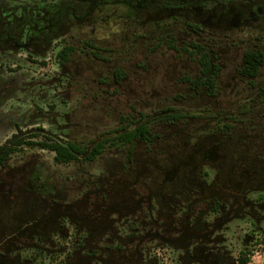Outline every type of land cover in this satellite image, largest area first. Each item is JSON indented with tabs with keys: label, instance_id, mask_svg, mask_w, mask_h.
<instances>
[{
	"label": "flooded vegetation",
	"instance_id": "flooded-vegetation-1",
	"mask_svg": "<svg viewBox=\"0 0 264 264\" xmlns=\"http://www.w3.org/2000/svg\"><path fill=\"white\" fill-rule=\"evenodd\" d=\"M118 7L125 13L117 16ZM104 13L114 26H125L130 33L142 31L146 40L155 23L151 44L143 45L147 53L170 46L177 51L183 43L200 65L196 49L203 48L219 69L214 76L217 93L211 95L203 85L206 75L201 67L187 78L155 74L150 79L161 78L157 89L143 86L145 69L133 77L119 67L124 74L115 69L86 80L77 49L60 48L59 43ZM141 18L145 24L139 25ZM171 20L174 24H167ZM233 32H264V0H0V147L20 139H49L73 148L74 154L76 149L86 151L76 155L73 169L43 168L39 153L26 166H11L9 158L0 167V264H36L41 255L46 260L62 255L55 264H166L161 252L170 264H239L225 228L245 216L257 224L264 204L248 198L250 185L244 186L242 174H236L238 164L230 162L237 154H221L216 179L198 178L212 156L209 146L220 137L213 133L193 142L198 120L192 115L194 108H185L197 98L216 101L228 60L225 39ZM263 35L232 44L243 49L232 79L256 83L261 77L264 65L251 79L241 72L246 52L264 54ZM90 42L77 46L95 49ZM70 47L74 51L60 59L59 52ZM56 48L58 68L48 72L49 56ZM94 57L99 60L97 54ZM238 87L245 89L243 84ZM153 91L169 92L174 104L162 102L145 115L135 110L141 118L132 120L120 108L123 101L132 113L133 103L143 102ZM102 115L117 117L118 126L101 133ZM219 117L216 114L214 120ZM134 129H140L132 139L138 151L131 150L132 145H113L115 137ZM103 143L107 146L101 151ZM161 144L180 149L160 162L156 147ZM103 157L106 170H99ZM57 173H62L61 180L55 179ZM255 235L253 231L243 242L254 244Z\"/></svg>",
	"mask_w": 264,
	"mask_h": 264
},
{
	"label": "rangeland",
	"instance_id": "rangeland-1",
	"mask_svg": "<svg viewBox=\"0 0 264 264\" xmlns=\"http://www.w3.org/2000/svg\"><path fill=\"white\" fill-rule=\"evenodd\" d=\"M125 13L124 10L121 8H117L116 15L120 16L122 13ZM101 15L99 21H91L87 22L90 26H86L84 30H73L67 37H65L59 44L60 48L65 45H72L77 49V61H81L85 64V70L83 71V75L85 76L86 80L91 81L94 78V75L97 74H105L109 75L113 73L115 69L119 67L126 69L128 72L132 73L134 77L137 73L147 71L145 82H143V86H151L152 88H159L160 80L156 78L155 80H151L150 78L155 74H160L161 76L166 73L172 74H181L187 78L192 73H198L200 71V66L197 63L196 56L191 53V48L188 47L186 44L180 43L182 49H178L177 51H173L170 47H163L151 50V52H146L145 47L143 46L146 41H148V45L151 44L150 35L152 30L155 29V23H151L153 25L151 28L148 29L149 37L148 40L143 38V32L135 31V32H126L125 26L121 29L113 25V21H109V19L104 14ZM93 20V19H92ZM138 19L134 20L137 22ZM140 20V19H139ZM142 21V18L141 20ZM143 22V21H142ZM139 22L138 24H145L144 22ZM95 25H92V24ZM167 24L173 25L174 20L168 21ZM111 25V26H110ZM91 27L93 32L91 33ZM167 28V27H166ZM173 28V27H168ZM264 34V32L255 33L252 32L251 34H242L239 32L230 33L228 38L225 39L229 42V46H227L226 55L228 60L224 61V65L222 67V80L224 86L216 99L207 100L197 98L196 101L186 102L185 108H194L192 111V115L197 118V123H195L196 130L195 136L193 137V142H199L200 139H203L206 136L212 135L213 133L217 134L220 137V140L224 138H228V136L236 139H240L242 135L246 134L249 135L246 131L252 126H258L259 123L261 126H264V107H260L258 105L259 98L257 97L258 93L254 90H250L252 88L251 82L249 81H238L232 79L234 74L236 73L235 68L241 64V53L243 51L240 47H233L232 44L239 45V40H251L253 35H260ZM142 36V37H141ZM152 36V35H151ZM264 36V35H263ZM130 38L129 41L126 42L127 38ZM145 37V35H144ZM182 36V40H183ZM91 41V45L95 44V49L87 48L83 49V47L77 46L79 42H84V40ZM80 40V41H79ZM82 40V41H81ZM137 42V43H134ZM264 42V37H263ZM134 43V44H133ZM78 47V48H77ZM60 48H56L52 51L51 55L49 56V65H48V72H51L58 68V64L56 61V54ZM250 49V48H248ZM244 49V50H248ZM154 51V52H153ZM146 52V53H145ZM87 53V55L85 54ZM94 54H97L99 60L94 57ZM191 54V55H190ZM225 56V55H224ZM150 59H147V58ZM227 61V62H226ZM36 72L42 73L45 70H35ZM161 79V78H160ZM226 80V81H225ZM228 80V81H227ZM260 84L258 86L264 85V70L261 77L257 80L256 84ZM243 84L244 90L242 91L238 86ZM182 86V84H180ZM248 88V90L246 89ZM167 90V89H166ZM90 92V91H89ZM188 91H184L186 93ZM91 93V92H90ZM164 92L153 91V93L146 96L143 102L133 103L134 110L131 113L130 108H127L124 103H120L121 109H126L128 116H130L131 120L133 118L139 119L141 118L140 115L135 113V110L140 111L142 115L148 114L152 112L154 109L156 110L157 107H160L161 103L163 102L165 105H172L174 104L172 101V95L169 92H166V95H163ZM99 94H102L99 92ZM167 98V99H166ZM253 99H256V103H251ZM247 104L256 105V111H252L251 113H244L246 110L242 109V106ZM251 105V106H253ZM215 106V107H214ZM213 109L214 111H218L217 113H201L198 110L203 109ZM251 108V107H250ZM111 112L106 113L108 115ZM218 114L220 117L217 120H214V117ZM102 115L100 126H101V133L105 131H109L111 129L116 128L119 123H117V117L110 116L107 117ZM235 116L233 120H237L238 123L231 122L235 124V131L234 132H227L225 135L222 132L218 131V128L221 126L223 127V120L227 117ZM226 117V118H225ZM225 118V119H223ZM225 123L229 122L227 120L224 121ZM75 134V133H74ZM88 138L86 134L84 136ZM223 138V139H222ZM253 142L258 141L259 138L252 137ZM245 141V140H244ZM242 140V142H244ZM262 142V140H261ZM1 143V142H0ZM159 161L167 157V153L169 152H178L180 149L179 147L171 148V146L167 144H161L156 147ZM139 149L132 147L131 150ZM38 148L32 149L29 147H23L15 153L13 157H11L10 164L11 166L19 168L20 166H26L32 155L35 153L40 154L41 161L43 162V168L48 169H73L74 166L70 165H59L54 161V154L49 152H38ZM109 156V155H107ZM106 156V158H107ZM104 158L97 163L96 168L99 170H106V164L104 162ZM205 164V163H204ZM216 166H213L209 162L203 166H201V170L198 172V178H205L209 182L212 181L214 178H217L218 171L215 169ZM205 172L208 174L207 177L204 176ZM57 177L55 179L61 180L62 173H57ZM44 179V177H43ZM259 183L255 182V185L258 186ZM264 186V185H263ZM258 188V187H256ZM260 193L257 191H251L248 194V198L250 200H254L258 203L264 204V187H259ZM263 196V200H260L258 197ZM259 199V200H258ZM231 202V201H230ZM229 202V203H230ZM228 203V204H229ZM261 220L257 221V224H254V220L248 216H245L241 220L233 219L229 224H227V235L231 238L230 242L232 243V247L229 248L232 250L233 258L237 259L240 256L241 251H243L247 256H249V264H264V245L260 243V241H256L254 244H245L243 242L244 239L249 238L252 235V232H256L255 240L259 238L262 234H264V213L261 215ZM258 231V232H257ZM253 241V240H252ZM64 245L66 243H63ZM163 255L165 263L170 264V260L168 259L165 252H161ZM25 259V256L22 257ZM63 258L62 255H56L52 259L53 260H46L45 256H37V263L36 264H55L57 261H61ZM172 258L175 260V256L172 253Z\"/></svg>",
	"mask_w": 264,
	"mask_h": 264
},
{
	"label": "trees",
	"instance_id": "trees-1",
	"mask_svg": "<svg viewBox=\"0 0 264 264\" xmlns=\"http://www.w3.org/2000/svg\"><path fill=\"white\" fill-rule=\"evenodd\" d=\"M74 51L73 48H67L63 51H60L58 54V57L62 60H65L68 58L70 53ZM196 52L201 55L200 58V67L201 72L206 75L205 80H203V85L206 89L209 90L211 95H215L217 93L218 89V83L215 79V75L219 73V69L217 65H215L208 54L205 53V50L203 48H197ZM245 67L242 69V74H244L247 77L253 78L257 77L260 69L264 65V54L261 51H248L245 54V60H244ZM117 74H124L122 70L117 69ZM214 74V75H212ZM212 75V76H211ZM252 88L250 90H254L258 93L257 97L258 105L261 107H264V86L259 88L258 85H255L253 82H251ZM257 100L253 99L251 103H256ZM253 104H247L242 106L243 110H246L244 113H251L252 111H256V105ZM251 107V108H250ZM236 118L235 116L227 117L225 120L220 122L223 127L221 126L218 128L219 132L224 133V135L229 132H234L236 127L235 124H232L231 122L238 123L237 120H233ZM169 119H182V117H170ZM227 120L229 122H227ZM226 121L227 123H225ZM118 131V130H117ZM146 132V131H145ZM249 135H242L240 139H234L230 136L228 138H224L223 140H219L218 142L213 143L211 146H209V149L207 150V153H212V156H209L208 162H210L213 166H216V160L221 156V154L229 152L230 156H233L232 154H237V157L234 160H230L231 164L235 162L238 164V168L236 170V174H242V178L245 179L244 186L250 185L248 189L250 191H257L261 192L259 190V187H264V126L259 125L254 126L252 125L247 131ZM138 133H140V129H134L130 132H125L115 137V141L111 144L118 146L123 145H132L134 146L132 139L134 137H138ZM257 135V136H256ZM252 137L259 138L258 141L252 140ZM29 139V138H28ZM228 141L227 144L224 141ZM242 140L244 142H242ZM262 140V142H261ZM199 144H197L198 146ZM107 145L103 143L100 146V150L102 151L103 148H105ZM23 147H29L32 149L38 148L41 150H48L50 152H53L55 155V161L58 164H64L68 165L71 163H74L76 161V155L80 154L82 152L76 149L75 154L73 153V148H67L57 142L50 141L49 139H44L43 141H27V139H20L13 143L12 145L8 147H0V167H2L9 158L16 152H18L19 148ZM96 154L91 153V157L94 158ZM219 169V166H216L215 169ZM248 180V181H247ZM255 182H258V186L255 185ZM243 183V182H242ZM258 187V188H256ZM260 200H263V196L258 197ZM258 199V200H259ZM257 241H260L261 244L264 245V234H262ZM44 255H41V257ZM37 259V258H36ZM53 260V259H52ZM236 262L239 264H248L249 263V256H247L244 252L240 253V256L235 259Z\"/></svg>",
	"mask_w": 264,
	"mask_h": 264
}]
</instances>
